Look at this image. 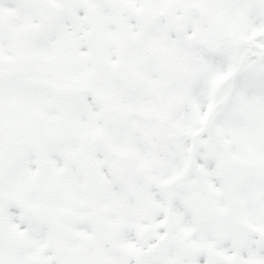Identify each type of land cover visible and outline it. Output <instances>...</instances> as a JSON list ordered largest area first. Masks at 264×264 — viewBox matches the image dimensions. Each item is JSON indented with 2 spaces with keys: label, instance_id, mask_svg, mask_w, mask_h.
Masks as SVG:
<instances>
[{
  "label": "snow or ice",
  "instance_id": "snow-or-ice-1",
  "mask_svg": "<svg viewBox=\"0 0 264 264\" xmlns=\"http://www.w3.org/2000/svg\"><path fill=\"white\" fill-rule=\"evenodd\" d=\"M0 264H264V0H0Z\"/></svg>",
  "mask_w": 264,
  "mask_h": 264
}]
</instances>
